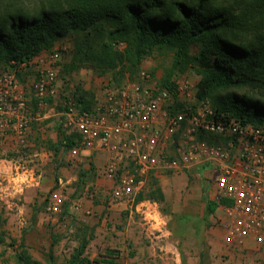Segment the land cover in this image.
<instances>
[{"label":"built area","instance_id":"obj_1","mask_svg":"<svg viewBox=\"0 0 264 264\" xmlns=\"http://www.w3.org/2000/svg\"><path fill=\"white\" fill-rule=\"evenodd\" d=\"M55 45L0 68V143L26 146L43 108L59 103L60 129L78 139L70 157L76 160L84 151L105 154L104 175L115 182L108 207L134 201L152 172L202 168L224 244L241 246L252 240L264 248V120L254 123L218 113L208 98H197L189 78L163 86L145 68L119 86L103 83L93 110L79 111L73 95L59 91L61 58L68 45ZM113 47L122 51L125 43ZM24 174L13 176L20 188L27 182ZM34 177L41 178L39 173ZM1 178L13 184L7 176ZM67 202L71 213L92 216L82 210L80 199L68 200L59 185L49 191L43 217L52 221ZM141 211L155 222L158 212L151 202L142 204Z\"/></svg>","mask_w":264,"mask_h":264},{"label":"trees","instance_id":"obj_2","mask_svg":"<svg viewBox=\"0 0 264 264\" xmlns=\"http://www.w3.org/2000/svg\"><path fill=\"white\" fill-rule=\"evenodd\" d=\"M10 1L12 4L0 5V68L10 61L30 59L69 33L98 32L99 24L107 21L114 29L107 33L98 55L86 54L90 45L79 40L76 60H95L99 73L118 69L114 73L117 79L126 63L134 67L150 51H170L174 66L197 61V98L210 97L217 112L225 116L254 123L264 120V106L259 103L234 93L219 95L229 90L253 91L264 98V0H35V7L29 10L17 6L21 0ZM118 41L126 42L122 51L113 47ZM193 48L195 56L190 55ZM170 82L165 79L159 84L170 87ZM87 95L90 93L73 95L79 111L93 110L97 98L90 105ZM59 134L53 146L56 151H70L77 145L76 134ZM194 172L200 177L203 169ZM79 173V179L85 176L82 169ZM79 179L76 189L81 186ZM204 194L206 197L205 190ZM149 197L164 201L157 186ZM206 200L207 212L212 214L214 204ZM55 242L49 245L46 264H54ZM87 243L84 235H78L66 264H117L115 250L91 260L84 257ZM201 260L200 256L198 264ZM15 264L41 263L21 251Z\"/></svg>","mask_w":264,"mask_h":264},{"label":"crops","instance_id":"obj_3","mask_svg":"<svg viewBox=\"0 0 264 264\" xmlns=\"http://www.w3.org/2000/svg\"><path fill=\"white\" fill-rule=\"evenodd\" d=\"M56 112L57 110L51 104L43 108V118L32 124L27 144L23 148L15 149L8 142L0 143V154L6 152L17 154L16 160L10 158L0 161H5L9 165H2L3 169L8 170L0 172V200L5 205L8 229L13 231L19 228L27 234L34 228L42 229L48 223L54 227V222L43 217L42 210L49 191L60 185L64 190L74 192L76 195L74 199H80L83 211L89 210L94 215L74 213L75 218L81 220L83 224L70 229L73 233L72 237H75L73 241L62 239L55 242L52 252L54 264H66L77 246L78 235H84L88 240L83 256L90 260L106 250H115L118 253L117 264H168L169 255L174 262L177 261L175 257L178 252H175L174 246L170 244L168 248V228L162 225L157 227L156 220L150 222L148 213L141 211V205H147L148 202H151L152 207L157 208L156 202L141 198L138 201L118 202L108 207L109 192L115 182L104 175L105 154L103 152L84 151L75 160L70 157L69 151L54 149L53 146L57 145L59 133L62 131ZM18 168H22L27 177V182L21 188L15 185L16 180L13 179L15 178L13 176L17 175ZM79 169L84 171L86 180L83 185L77 187L79 189L77 193ZM37 173L41 176L39 180L34 177ZM165 175H168V171L150 173L140 188V194L146 192L151 182L150 186L152 188L157 186L165 201L166 190L160 184L165 181ZM2 176L12 179L13 184H6ZM200 183L201 187L205 186L206 180ZM135 214L140 215L148 225L136 223L133 220ZM163 214L162 222L164 218L168 220V213ZM217 233L219 231L217 232L216 228L212 230L210 239L212 241L209 242L211 250L215 253L223 247L225 252H221L223 258L220 255L216 257L215 253L211 264H264L263 247H258L252 240L241 246H227L219 241L221 236ZM48 244L45 241H25L20 249H24L33 260L46 264V255L50 245ZM15 261L16 259H13L10 264H15ZM0 264L6 263L3 261Z\"/></svg>","mask_w":264,"mask_h":264},{"label":"rangeland","instance_id":"obj_4","mask_svg":"<svg viewBox=\"0 0 264 264\" xmlns=\"http://www.w3.org/2000/svg\"><path fill=\"white\" fill-rule=\"evenodd\" d=\"M34 2L35 0H21L17 6L29 10L35 7ZM9 3L12 4L10 0H0V5ZM113 29V25L109 24L107 21H102L99 24L98 32L91 31L88 35L85 32L69 33L54 43L56 44L55 46L60 42H64L68 45L67 52L61 58L62 69L59 74L60 94L66 93L77 96L80 93L88 92L90 95H87L86 97L91 105L94 98L101 97V87L103 83L112 82L115 85H121L126 80H135L141 68L149 70L154 77H157V79L155 78L154 80H157L156 82L158 83H162L165 79L173 80L185 76L190 79L197 92V83L200 79L197 61L194 60L183 67L174 66L173 56L170 51H150L144 55L139 64L134 67L129 66L128 63H126L121 71H119L120 77L117 79L115 77L118 75H114V73L117 72L118 69L99 73L100 69L96 68L97 64L95 60H76V43L79 40H87V42L81 43L88 46L90 45L89 48H86V54L94 53V55H98L100 47L107 42V33L109 30ZM124 43L126 46V42ZM196 52V49L193 48L190 50V55L195 56ZM231 93L264 106V98L262 99L253 91L242 93L235 90H229L221 91L219 92V95L226 96ZM206 98H208L211 104L214 105V102L210 97ZM51 105L55 110H58L59 103ZM61 133L74 135L73 133H66L64 131H61ZM16 156L17 154L13 155L11 152H6L0 154V161L10 158L16 160ZM2 165L9 166L5 161L0 162V172L3 170L7 171L8 169H3ZM23 171L22 168L17 169V173ZM78 176L80 177V173ZM165 176V181L162 183L160 182L161 186L166 190L165 201L160 203L156 199L154 200L149 197L152 190V187L150 186L151 182H149L147 190L142 194L141 198L150 199L156 202L157 211L160 213V215L157 213L156 217H154V220L157 222V227L162 225L164 228H168V248L170 247V244H172L175 248V252H178V255L175 257L177 261L175 262L171 259V255L168 256V264H197V262L199 263L200 261V256L202 259L201 264H211L212 257H215L214 254H217L216 257L219 255L221 257V252H225V249L221 247L222 249H219L214 253L209 245V242L212 241H210L212 230L215 228L217 229V232L219 231L220 233L217 234L221 236L219 241L224 244V240L221 230L212 218V214L208 213L206 209L205 203L207 200L204 190L206 191L208 188V183L206 182L205 186L202 187L199 185L201 184L200 182L205 180V177H198L194 171L177 174L168 172V175ZM85 180V177H81L79 179V184L81 185ZM78 192L79 189L77 190V193ZM64 193L67 195L68 200L74 199V192L70 193L69 190H64ZM46 198L47 196L45 197V200ZM68 206L69 202H67L62 208V212L50 221L54 222V227L48 223L44 225L42 229L38 230L34 228V230H30L26 234L19 228L13 231L8 229V217L5 215V205L3 201L0 200V262L5 261L6 264L12 263L13 259H16L18 253L25 251L24 249H20L24 246L25 241H45V243L50 244L53 241L58 242L62 239H75V237H72L73 233L70 232V229L74 227L77 228V226L83 224V222L75 218L74 213L69 211ZM163 213H168V220L166 221L164 218V222H162ZM93 215L94 213H92V216ZM141 218L142 217L138 214L133 215V220L136 221V223L138 222L147 226L148 223Z\"/></svg>","mask_w":264,"mask_h":264}]
</instances>
